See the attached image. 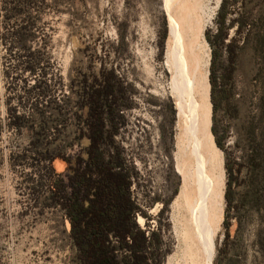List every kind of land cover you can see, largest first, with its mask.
<instances>
[{
  "label": "rangeland",
  "instance_id": "obj_1",
  "mask_svg": "<svg viewBox=\"0 0 264 264\" xmlns=\"http://www.w3.org/2000/svg\"><path fill=\"white\" fill-rule=\"evenodd\" d=\"M192 1L197 22L204 24V32H212L220 0ZM259 7L254 6L252 12ZM230 8L240 12V3ZM26 11L39 15L35 38L26 45L42 52L43 70L31 74L21 70V50L0 39V264H74L67 223L57 208L42 207L45 194L34 188L35 180L45 181L48 174L29 147L31 132L10 125V116L15 112L32 121L31 104L46 106L47 116L52 115L55 104L61 105L67 127L60 136L68 139L76 75H98L102 70L115 83L113 104L118 114L113 117L114 138L124 150L126 163L138 173L131 196L148 216L137 214V224L161 229L169 254H177L170 222V204L181 183L175 165L192 177L195 162L192 139L184 133L182 119L176 117L171 72L163 68L168 30L162 0H37ZM1 14L0 33L13 25V20L2 21ZM14 21L22 23L23 16ZM189 37L193 38L187 33L184 40L189 74L199 81L208 70L209 83L210 47L201 36ZM213 69L220 79V62ZM40 81L48 84L50 97L37 98L34 86ZM232 83L233 95L226 109L220 86L216 87L215 108L210 99L209 132L213 125L216 136L223 137V149L214 144L212 134L209 137L223 163L212 264H264V250L258 242L264 230V208L251 202L241 213L239 208L229 219L227 239L223 225L227 181L234 190L240 184L253 187L264 171V34L250 36ZM55 135L49 131L47 137ZM77 152L78 147L67 151L71 156ZM62 162H53L55 173H64Z\"/></svg>",
  "mask_w": 264,
  "mask_h": 264
},
{
  "label": "trees",
  "instance_id": "obj_2",
  "mask_svg": "<svg viewBox=\"0 0 264 264\" xmlns=\"http://www.w3.org/2000/svg\"><path fill=\"white\" fill-rule=\"evenodd\" d=\"M36 1L0 0L2 21L13 20V25L0 33L1 42L7 41L10 47L21 50V70L30 74L43 70L42 52L26 45L35 38L33 29L39 20L37 13L30 15L26 9ZM236 3H240V12L230 8ZM256 5L260 7L253 13ZM18 16H23L22 23L14 21ZM261 34H264V0H220L214 30L204 32L211 51L209 97L214 108L217 86H220L224 108L228 107L239 58L250 36ZM215 62L223 67L220 79L214 75ZM76 77L79 79L74 81V119L68 139L60 136L67 127L66 110L61 105L55 104L52 115L47 116L46 106L31 104L32 121L15 112L10 116V125L31 132L29 147L39 167L48 174L45 181L36 179L34 185L45 194L42 207L57 208L61 212L68 225L74 264H162L170 249L165 246L161 229L149 225L142 228L137 224V214L148 219L131 196V186L138 173L126 163L124 150L114 138L117 127L113 117L118 114L113 104L114 79H109L103 70L98 75L78 73ZM34 87L37 98L49 96L45 81ZM49 131L56 135L49 139ZM210 131L217 147L223 149V137L216 136L213 125ZM74 147H78V152L68 155L67 151ZM55 160L64 162V173H55L52 167ZM231 184L228 180L224 191L225 239L229 238V219L236 216L239 208L241 213L248 202L264 208V171L257 175L253 187L240 184L234 190ZM169 230L170 225L166 223L165 232ZM258 242L264 250V230Z\"/></svg>",
  "mask_w": 264,
  "mask_h": 264
},
{
  "label": "bare ground",
  "instance_id": "obj_3",
  "mask_svg": "<svg viewBox=\"0 0 264 264\" xmlns=\"http://www.w3.org/2000/svg\"><path fill=\"white\" fill-rule=\"evenodd\" d=\"M162 8L168 30L163 68L171 72L169 84L175 97L176 117L182 119L184 133L192 139L191 152L195 162L192 177L175 165L181 183L170 204V222L179 251L167 255L165 264H212L214 235L223 195V163L209 142L212 135L209 132L208 70L199 81L194 80L189 74L184 43L187 33L192 39L201 36L204 40V24L197 22L192 0H162ZM207 163L211 164L209 168Z\"/></svg>",
  "mask_w": 264,
  "mask_h": 264
}]
</instances>
